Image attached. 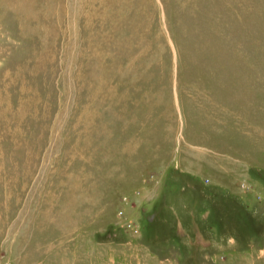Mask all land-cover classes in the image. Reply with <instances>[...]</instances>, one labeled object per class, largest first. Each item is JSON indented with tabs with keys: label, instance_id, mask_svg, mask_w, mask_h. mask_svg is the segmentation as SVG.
<instances>
[{
	"label": "rangeland",
	"instance_id": "rangeland-1",
	"mask_svg": "<svg viewBox=\"0 0 264 264\" xmlns=\"http://www.w3.org/2000/svg\"><path fill=\"white\" fill-rule=\"evenodd\" d=\"M225 102L248 201L183 161ZM0 264H264V0H0Z\"/></svg>",
	"mask_w": 264,
	"mask_h": 264
},
{
	"label": "crops",
	"instance_id": "crops-1",
	"mask_svg": "<svg viewBox=\"0 0 264 264\" xmlns=\"http://www.w3.org/2000/svg\"><path fill=\"white\" fill-rule=\"evenodd\" d=\"M221 108L223 110L224 109H227V110L223 111V110L219 109L222 111L221 114H218V112L216 113L217 115L214 114L212 117V119H213L212 122L208 121L209 115H208V113L206 114V119L210 123V125H207L206 122L204 124V126H205L204 137H205V140L207 143V147H201L200 145L194 144V142L192 140L197 139V138H195L194 136L190 137L191 138L190 145H191V148L194 147V155L190 154L188 156V159L183 157V161L189 162V164H188L189 170H190L189 172L191 174V176H189L190 181H191L190 182V190L192 191L193 194H197L198 198L205 197V195L199 194V190L197 189L196 184L204 185L205 181H203V176H207L209 178L204 179V180H206V183L208 181L209 184H206V187L205 186L203 187V191L205 190V188H207L206 190L207 191L209 190L212 194L216 193L215 196H218L217 193L223 194V193L229 192L232 196H234L236 198H240L243 201H246L247 199H250V196L248 195L247 192L254 193L255 192V186H254L253 182H251V180H250L248 183L250 185H253L252 186L253 189L251 188L252 190L245 192V191L241 190V188L238 185L241 184L243 177L244 178L248 177L247 173H249L251 171V170L250 171L247 170L248 168L254 169L256 167H262L263 165H261V161L257 160V153H256L255 146H247L245 144L235 145V144H231V142L225 143L224 136H223L224 130H225V128H228L231 125V120L236 119L235 114H234L235 117L232 115V118H231V114H229V116H228L225 113H227V112L230 113V111H229L230 109L235 111V112L238 110L235 108V106L231 107L228 104H226V102ZM218 115H220V116H218ZM221 142H222V144H221ZM232 146H234V147H232ZM203 148L213 149V150H216V152H223V153L229 154L235 158L230 159V160L224 158V160H223V159H214V158H210V157H207L205 155H202V154H198L197 151H202ZM237 159H243L246 162L242 163L241 165H238L235 162ZM192 174H194V176ZM232 175H233V177H231ZM224 181L227 183L230 182V184L231 185L233 184L234 187L230 186V184L224 186ZM194 183H196V184L194 185ZM201 190H202V188H201ZM213 192H215V193H213ZM215 196L213 195V197H215ZM207 198L208 199L210 198L209 195H207ZM207 201L209 202L210 200H207ZM212 211H213L214 215H217L213 205H212ZM246 211L249 212L251 215L253 214V212L250 211L249 209ZM246 211L243 215V221H245V228H246L245 230L253 231L254 230V224L256 221L255 222L251 221L250 219H252V217L250 215H248L246 213ZM214 215H213V217H214ZM231 215L234 216L235 213H233V212L229 213V217L225 221L223 220V221H217L216 222L214 219H212L211 223L214 227L219 229V232L225 234L227 229L225 230V228L223 226L227 225V224L229 225L232 222L233 217ZM208 217H209L208 218V220H209L211 218L210 213H209ZM235 218H237V217H235ZM259 224L260 223L258 220V225ZM235 239H236V237H235Z\"/></svg>",
	"mask_w": 264,
	"mask_h": 264
},
{
	"label": "bare ground",
	"instance_id": "bare-ground-1",
	"mask_svg": "<svg viewBox=\"0 0 264 264\" xmlns=\"http://www.w3.org/2000/svg\"><path fill=\"white\" fill-rule=\"evenodd\" d=\"M22 111H23V110H22ZM22 111H21V112H22Z\"/></svg>",
	"mask_w": 264,
	"mask_h": 264
}]
</instances>
